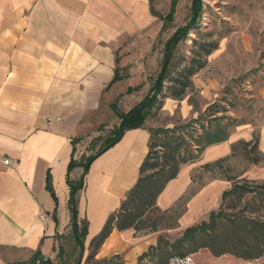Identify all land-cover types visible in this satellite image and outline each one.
Returning a JSON list of instances; mask_svg holds the SVG:
<instances>
[{
  "label": "crops",
  "instance_id": "0c3cea01",
  "mask_svg": "<svg viewBox=\"0 0 264 264\" xmlns=\"http://www.w3.org/2000/svg\"><path fill=\"white\" fill-rule=\"evenodd\" d=\"M150 8L151 0H0V264L45 258L70 231L66 176L72 141L78 139L75 158L88 154L90 140L102 134L99 128L118 125L110 108L115 99L122 112L141 101H126L122 110L117 85L131 86L130 78L110 82L116 70L142 73L139 65L131 71L130 60L146 58L147 33L157 21ZM146 127L156 128L148 122ZM250 140L228 137L207 147L202 165L230 156L232 144ZM148 141L147 129L128 130L90 164L77 194L88 245L136 183ZM258 145L264 158V125ZM81 175L75 168L70 179ZM243 179L264 183V167L246 171ZM190 184L188 173L179 172L158 196L157 207H174ZM230 186L214 179L194 194L179 222L183 230L193 216L207 212L208 219ZM132 239L129 230L114 229L100 255L131 249L140 256L156 246L153 239L135 244Z\"/></svg>",
  "mask_w": 264,
  "mask_h": 264
},
{
  "label": "rangeland",
  "instance_id": "374dc122",
  "mask_svg": "<svg viewBox=\"0 0 264 264\" xmlns=\"http://www.w3.org/2000/svg\"><path fill=\"white\" fill-rule=\"evenodd\" d=\"M172 1L174 2L151 0L157 21L155 27L147 33L146 58L130 60L131 71L139 65L144 68V72L128 76L129 69L122 74L121 70L118 71L120 80L117 82L127 78L131 81L129 82L131 86L125 85L128 82L117 85V93L122 96L119 104L122 110L126 106V101L135 102L147 94L158 73L164 43L177 29L183 27L190 17L192 0H175L170 22L165 23L164 18L170 13ZM200 2L202 12L199 21L175 48L170 75L160 96V107L149 117L148 123L158 128L184 125L210 108L209 119L222 117L224 123L232 120L236 124L228 130L229 140L248 141L251 138L259 141V133L264 125V0H200ZM212 44L216 45V49L205 56L204 52L208 45ZM193 61H200L202 68L189 78L190 86L185 89L183 97L172 99L171 93L179 87L175 81L181 79V71ZM128 89L134 90L126 94ZM168 103L172 104L170 108H167ZM110 130L102 129V138L107 137ZM98 145H89L87 153L96 151ZM257 148L260 152L259 145ZM247 150H250V147ZM202 154L196 162L181 167L180 172L188 173L191 184L175 202L174 207L169 209L174 212L164 215L163 210L158 208L157 212L149 215L143 222L141 230H129L133 238L132 244L150 239L157 244L158 237L173 243L182 235L184 225H180L179 222L186 214L190 198L219 174L217 172L215 175L201 169ZM250 156L254 157L252 154ZM227 166L226 175L237 176L236 180L240 181L246 171L250 169L260 171L264 167V158L259 163L252 164L244 158L241 147L229 158ZM232 202L236 208L247 205L250 210L256 206V203H251L250 196H245L240 202L229 198L226 204L231 205ZM257 215L260 214L254 216ZM261 216L264 218V211L261 212ZM191 219L193 220L187 222L190 226L207 221V212ZM56 242V249L45 257L46 263L42 262L40 257L37 263L36 260L28 264H165L170 256L175 255L167 248L149 247L142 253L146 256L141 259L142 254L140 256L132 254L131 249L110 252L102 256L100 248L89 247L85 240L83 249L80 250L74 243L70 231L58 237ZM59 248L61 252L57 254ZM191 255L197 264H264V254L252 261L236 259L230 255L214 257L206 249H200Z\"/></svg>",
  "mask_w": 264,
  "mask_h": 264
},
{
  "label": "trees",
  "instance_id": "16d2710c",
  "mask_svg": "<svg viewBox=\"0 0 264 264\" xmlns=\"http://www.w3.org/2000/svg\"><path fill=\"white\" fill-rule=\"evenodd\" d=\"M173 5H175V0L171 3L170 13L164 18L165 23L170 22ZM150 12L153 16H157L152 8H150ZM201 12L200 0H192L187 23L177 29L164 43L158 73L143 99L126 112L120 111L117 106L119 97L110 105L119 122L110 130L107 137L102 138V135L99 134L90 140L89 145L99 144L96 151L75 158V144L78 139L72 141V155L67 166L66 176L69 189L67 205L70 214V233L80 250L83 249V242L87 234V222L78 220L77 194L84 187L85 175L92 161L113 147L126 131L147 129L149 133L148 152L139 166L136 183L126 193L119 208L109 215L100 232L91 239L89 247L95 249L101 247L114 229L119 232L141 230L143 228L141 225L149 215L159 210L157 207L158 196L166 185L178 176L181 167L199 160L207 147L225 142L229 137L228 130L236 126L232 120L224 123L222 117L209 119L210 108H207L201 115L190 119L184 125L171 128L146 127L149 117L160 107V96L164 91V83L167 82L170 75L175 48L186 38L188 31L197 25ZM215 49V44L208 45V49L204 52L205 56L210 55ZM202 66L200 61H193L181 71V79L175 81L179 87L171 93L172 99L183 97L185 89L190 86L189 78ZM119 80L120 77L116 70L110 85ZM133 90L128 89L126 94H130ZM101 131L102 127L97 132ZM241 147L244 158L252 164L259 163L263 158L257 148L258 141L252 139L249 142L238 141L232 144L230 156L202 165L203 171L215 175L218 172L215 179L227 181L231 185L222 193L218 209L209 214L207 221L186 228L173 243H168L158 237L157 244L153 248H167L178 256L191 255L200 249H206L214 257L230 255L245 261L258 259L264 254V218L261 216V212L264 211V183L247 179L239 181L236 180L237 176L226 175L229 158L235 155ZM248 147L250 150H247ZM251 154L254 157H251ZM75 168H81L82 175L78 180H71L70 172ZM245 196H250L251 203H256L253 209L249 210L247 205L243 208H236L237 206L233 202L231 205L226 204L229 198L240 202ZM173 212V210H165L162 214ZM257 213L260 215L255 217L254 215ZM152 230L154 231L155 227ZM60 252L59 248L57 254ZM145 256L146 254H142L140 259ZM37 259L36 255L33 261Z\"/></svg>",
  "mask_w": 264,
  "mask_h": 264
},
{
  "label": "built area",
  "instance_id": "2783aa9c",
  "mask_svg": "<svg viewBox=\"0 0 264 264\" xmlns=\"http://www.w3.org/2000/svg\"><path fill=\"white\" fill-rule=\"evenodd\" d=\"M4 163L7 164L8 161H4ZM41 261L45 262L46 258H42ZM37 262L38 260L36 261V263ZM145 264H150V263H145ZM166 264H197V262L195 261L192 255H184V256L173 255L167 259Z\"/></svg>",
  "mask_w": 264,
  "mask_h": 264
},
{
  "label": "bare ground",
  "instance_id": "6f19581e",
  "mask_svg": "<svg viewBox=\"0 0 264 264\" xmlns=\"http://www.w3.org/2000/svg\"><path fill=\"white\" fill-rule=\"evenodd\" d=\"M110 244H111V242H110Z\"/></svg>",
  "mask_w": 264,
  "mask_h": 264
}]
</instances>
